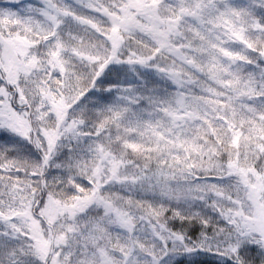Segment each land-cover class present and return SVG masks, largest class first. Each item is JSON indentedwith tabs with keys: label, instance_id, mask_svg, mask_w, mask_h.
Returning <instances> with one entry per match:
<instances>
[{
	"label": "snow or ice",
	"instance_id": "1",
	"mask_svg": "<svg viewBox=\"0 0 264 264\" xmlns=\"http://www.w3.org/2000/svg\"><path fill=\"white\" fill-rule=\"evenodd\" d=\"M0 264H264V0H0Z\"/></svg>",
	"mask_w": 264,
	"mask_h": 264
}]
</instances>
